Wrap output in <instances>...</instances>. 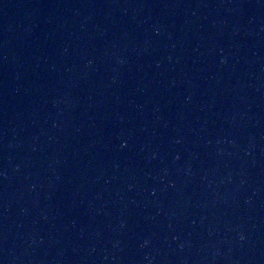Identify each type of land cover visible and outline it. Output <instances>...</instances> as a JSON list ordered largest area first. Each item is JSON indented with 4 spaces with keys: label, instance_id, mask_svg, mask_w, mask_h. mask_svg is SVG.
<instances>
[{
    "label": "water",
    "instance_id": "1",
    "mask_svg": "<svg viewBox=\"0 0 264 264\" xmlns=\"http://www.w3.org/2000/svg\"><path fill=\"white\" fill-rule=\"evenodd\" d=\"M0 264H264V0H0Z\"/></svg>",
    "mask_w": 264,
    "mask_h": 264
}]
</instances>
